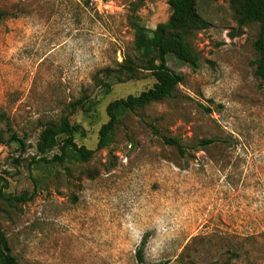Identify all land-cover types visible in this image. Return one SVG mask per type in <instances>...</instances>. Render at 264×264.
<instances>
[{
  "label": "rangeland",
  "instance_id": "rangeland-1",
  "mask_svg": "<svg viewBox=\"0 0 264 264\" xmlns=\"http://www.w3.org/2000/svg\"><path fill=\"white\" fill-rule=\"evenodd\" d=\"M196 4L209 23L191 41L199 68L169 56L185 77L176 96L127 113L97 150L109 103L155 79L116 83L110 94L97 82L134 55L130 19L153 31L169 20V0H0V192L34 197L15 207L0 197V228L19 264H142L144 240V264H264L259 27L240 28L229 0ZM80 100L87 114L71 112ZM67 114L85 128L75 141L93 158L38 166L41 131ZM9 126L26 152L9 143Z\"/></svg>",
  "mask_w": 264,
  "mask_h": 264
},
{
  "label": "trees",
  "instance_id": "trees-1",
  "mask_svg": "<svg viewBox=\"0 0 264 264\" xmlns=\"http://www.w3.org/2000/svg\"><path fill=\"white\" fill-rule=\"evenodd\" d=\"M240 28L257 24L259 35L254 43L257 52L255 62V75L264 80V0H229ZM171 15L167 22L157 25L155 30H149L142 25L138 17L130 19L131 27L135 32L133 43L134 55L126 54L122 63H117L116 68L105 70V75L98 80L97 86L110 94L114 84H125L132 80L142 79L150 74L155 83L152 88L140 93L138 96L130 95L125 99H119L109 103L106 108L109 120L99 131L97 150L107 148L113 141L116 128L122 118L129 112L144 109L155 103H160L176 96L179 86L185 81V77L173 71L168 62V57L173 56L179 62L198 69L200 58L194 50L191 41L196 33L209 28V23L198 13L196 0H169ZM5 14L0 10V22ZM97 101H92L96 105ZM80 100L72 105L73 113L82 110L85 114L92 107ZM11 132L12 129L8 128ZM86 136L85 128L80 124H73L69 114L64 115L57 125H47L41 131L37 145L35 163L41 165L63 166L69 161L89 162L95 151L76 143L77 135ZM165 141L175 146L181 153L185 149L179 139L164 137ZM9 143H18L22 152H26L27 143L18 134L12 132ZM5 141L0 139V145ZM218 142V139H208L200 142L201 148H207ZM59 150L49 158V154ZM0 186L8 188V179L0 175ZM0 197L10 207L24 204L33 200V195L25 192L20 196L0 192ZM146 240L142 242L137 256L140 263H145ZM0 264H19L12 254L5 234L0 228Z\"/></svg>",
  "mask_w": 264,
  "mask_h": 264
}]
</instances>
